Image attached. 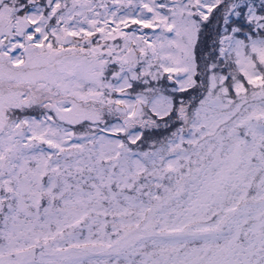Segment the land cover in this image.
I'll list each match as a JSON object with an SVG mask.
<instances>
[{
  "label": "snow or ice",
  "instance_id": "1",
  "mask_svg": "<svg viewBox=\"0 0 264 264\" xmlns=\"http://www.w3.org/2000/svg\"><path fill=\"white\" fill-rule=\"evenodd\" d=\"M0 264H264V0H0Z\"/></svg>",
  "mask_w": 264,
  "mask_h": 264
}]
</instances>
